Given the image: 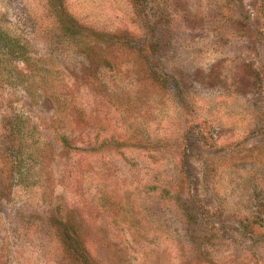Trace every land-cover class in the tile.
<instances>
[{
  "label": "rangeland",
  "instance_id": "obj_1",
  "mask_svg": "<svg viewBox=\"0 0 264 264\" xmlns=\"http://www.w3.org/2000/svg\"><path fill=\"white\" fill-rule=\"evenodd\" d=\"M0 27L31 57L0 55V264H264V0H0Z\"/></svg>",
  "mask_w": 264,
  "mask_h": 264
},
{
  "label": "trees",
  "instance_id": "obj_2",
  "mask_svg": "<svg viewBox=\"0 0 264 264\" xmlns=\"http://www.w3.org/2000/svg\"><path fill=\"white\" fill-rule=\"evenodd\" d=\"M74 24H77L76 22H74ZM68 30L73 29V25L72 26H67ZM1 54H7L9 59H13V60H19L22 62H29L31 60V57H29V53L27 50V47L20 42V40L18 39V37L15 36H11L8 34L7 31H5L3 28L0 27V55ZM14 129L17 130V132L19 131V129H17V127L15 126ZM77 234L75 233V231L67 232L64 236V242L74 245L75 244H79L76 240H77ZM81 251V250H80ZM76 255H80L81 254L76 251Z\"/></svg>",
  "mask_w": 264,
  "mask_h": 264
}]
</instances>
